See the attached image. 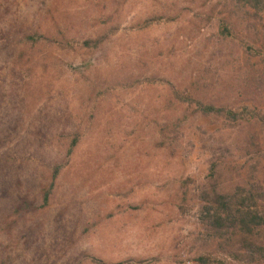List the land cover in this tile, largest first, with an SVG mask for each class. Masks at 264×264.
<instances>
[{
    "label": "rangeland",
    "instance_id": "1",
    "mask_svg": "<svg viewBox=\"0 0 264 264\" xmlns=\"http://www.w3.org/2000/svg\"><path fill=\"white\" fill-rule=\"evenodd\" d=\"M263 8L0 0V264H244L201 225L200 200L264 185V126L197 109L264 114ZM224 19L236 40L221 35ZM169 120H187L175 152L159 148L157 122Z\"/></svg>",
    "mask_w": 264,
    "mask_h": 264
},
{
    "label": "trees",
    "instance_id": "2",
    "mask_svg": "<svg viewBox=\"0 0 264 264\" xmlns=\"http://www.w3.org/2000/svg\"><path fill=\"white\" fill-rule=\"evenodd\" d=\"M260 12H255V16H260L264 19V8ZM260 11V10H259ZM220 33L223 37L236 40V36L233 31L232 24L224 19L220 23ZM264 29V25H263ZM27 42L36 43L33 35L26 37ZM57 42L67 43L69 40L60 34ZM103 38L98 37L95 42H86L87 46L92 44L98 46L102 44ZM264 50V46H263ZM28 56L27 52H23L19 56V60L15 63L17 68H20V64ZM264 60V51L262 54ZM20 71V69L18 70ZM16 72V71H14ZM188 98L182 94V97H178V109H184L186 113L188 107ZM197 112L202 117H214L228 123L230 126L238 125L241 122H255L261 126H264V114L257 111H250L247 107H215L214 105L198 103ZM187 120H169L163 123L157 122L161 142L159 148L163 151L175 152L180 143L181 129L184 128V123ZM80 134L73 135V140L70 145L69 153L72 149H75L80 140ZM62 167L57 165L53 175V181L49 188L42 190L44 202L48 203L54 182L60 175ZM264 185L258 184L254 187L239 188L235 194L229 195L224 193L214 192L213 195H205L200 202V223L210 233L214 234V238L219 241H225L226 244L231 243L233 246H237V256L234 257L239 263L244 264H264ZM185 203L186 201L183 200ZM31 204L24 202L21 207L15 210L16 215H22V213L29 210ZM260 256L261 261H258L254 256ZM240 258L241 260H239ZM198 264H226L222 260L213 258L212 256H204L198 259Z\"/></svg>",
    "mask_w": 264,
    "mask_h": 264
}]
</instances>
